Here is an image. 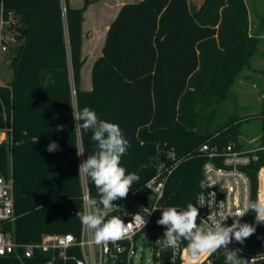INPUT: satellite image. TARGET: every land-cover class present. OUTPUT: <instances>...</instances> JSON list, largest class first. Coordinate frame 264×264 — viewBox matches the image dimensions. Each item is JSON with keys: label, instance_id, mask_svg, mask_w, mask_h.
I'll return each instance as SVG.
<instances>
[{"label": "trees", "instance_id": "trees-1", "mask_svg": "<svg viewBox=\"0 0 264 264\" xmlns=\"http://www.w3.org/2000/svg\"><path fill=\"white\" fill-rule=\"evenodd\" d=\"M1 1L14 11L19 40L9 53L13 79L0 85V126L12 122L15 140L0 145V174H12L15 182L17 218L8 229L16 240L77 234L82 227L76 215L83 200L70 67L77 108L88 107L100 119L118 124L128 139L121 164L139 176L133 186L152 177L162 154L173 148L179 163L166 182L161 210L182 209L189 202L195 206L205 161L201 144L241 142L240 118L230 115L220 122L219 117L232 77L257 46L248 32L245 0H204L194 10L190 0L124 3L93 63L90 90L80 88L79 78L82 23L91 0L80 7L65 0V14L61 0ZM259 115L264 134V98ZM58 125L64 130L58 132ZM52 141L60 149L49 153ZM80 143L84 159L97 150L90 131L81 132ZM257 168L251 171L253 201ZM160 215L157 210L147 226L153 237H164V226L157 224ZM240 220L253 224L256 232L235 249L241 257L264 254V224L255 223L251 210ZM0 264L27 263L3 256ZM216 264H226L224 254Z\"/></svg>", "mask_w": 264, "mask_h": 264}, {"label": "built area", "instance_id": "built-area-1", "mask_svg": "<svg viewBox=\"0 0 264 264\" xmlns=\"http://www.w3.org/2000/svg\"><path fill=\"white\" fill-rule=\"evenodd\" d=\"M61 4L65 14V0H61ZM18 43L14 11L6 10L1 1L0 63L5 59L11 65V60L8 59L9 53ZM70 81L73 105L76 110V85L72 67H70ZM14 142L12 122L0 126V145L3 143L12 145ZM79 149L82 150L80 138ZM199 151L205 157L202 165L203 176L195 203L199 209L197 219L199 225H210L214 220H223L225 217L229 218L224 221V224H232L235 218L230 216L244 210L246 199L253 200L251 178L253 167H258L256 199L264 200V134L250 139L247 144L231 141L220 146L206 141L201 144ZM79 158L81 163L84 160L83 154ZM178 163L179 159L175 150L173 148L165 150L161 160L156 164V173L140 187L132 185L126 198L113 202L116 207L111 215L121 217L128 226L129 235L105 245L91 244V233L83 225L77 234L53 233L44 234L38 241L16 240L8 229L17 218L15 182L12 174H0V257L15 256L27 264L37 262L40 264H143L147 242L150 250V264H216V260L224 254L223 249L211 255H201L199 260H193L186 251V242H181L176 248H166L163 245L164 237H153L147 230L156 212L153 209L162 207L160 200L163 197L166 182ZM81 186L82 200L89 194L97 198L98 194L93 196L88 180L83 177H81ZM138 213L146 217L145 227L133 219ZM228 248L230 250L237 248V242L233 240ZM242 258H245L248 264H264V254L245 255Z\"/></svg>", "mask_w": 264, "mask_h": 264}, {"label": "clouds", "instance_id": "clouds-1", "mask_svg": "<svg viewBox=\"0 0 264 264\" xmlns=\"http://www.w3.org/2000/svg\"><path fill=\"white\" fill-rule=\"evenodd\" d=\"M72 113L77 139L79 140L82 131H90L91 140L97 145L95 153L80 163L78 171L79 176L94 183L98 196L93 198L90 194L85 195L83 210L76 215L79 216L81 224L90 231L91 244L114 243L128 236L129 230L120 216L111 215L116 207L113 202L126 198L132 185L139 180L136 173H128L121 164L122 157L130 146L129 141L118 124L100 119L88 107L72 109ZM64 127L58 125L56 130L63 131ZM59 149L58 143L52 141L46 150L54 153ZM76 149L78 156L83 154L81 149ZM157 210L161 213L157 224L165 228L164 247L176 248L181 242H186V251L193 260L223 249L226 264H241V250H230L228 245L233 240L243 245L256 232V227L241 223L240 218L251 210L255 214V223L264 224V200L259 198L255 201L246 199L244 210L230 216L235 218L231 225L224 224L229 217L214 220L210 225H199V209L191 202L182 209L174 206L162 210L153 209ZM133 219L144 227L147 224L146 217L139 213Z\"/></svg>", "mask_w": 264, "mask_h": 264}, {"label": "rangeland", "instance_id": "rangeland-1", "mask_svg": "<svg viewBox=\"0 0 264 264\" xmlns=\"http://www.w3.org/2000/svg\"><path fill=\"white\" fill-rule=\"evenodd\" d=\"M131 0H118L127 2ZM204 0H190L192 9H199ZM248 11V32L254 40L259 43L264 41V0H245ZM11 60V57L8 58ZM262 68L263 70L259 69ZM13 79V68L5 59L0 63V83L8 84ZM228 99L222 106L219 121L226 120L230 115L240 118L239 140L248 143L250 139L259 137L262 133V119L260 103L264 98V62L252 60L244 64L232 77L227 87ZM150 250L145 243V257L143 264H150ZM241 264H248L245 258Z\"/></svg>", "mask_w": 264, "mask_h": 264}, {"label": "crops", "instance_id": "crops-1", "mask_svg": "<svg viewBox=\"0 0 264 264\" xmlns=\"http://www.w3.org/2000/svg\"><path fill=\"white\" fill-rule=\"evenodd\" d=\"M138 1L131 0L127 2ZM72 7L83 6L85 0H69ZM126 2L118 0H91L84 11L82 23V47L81 54L83 65L80 70L79 86L83 90H90L91 72L95 59L102 53L110 23L117 16L121 6ZM252 60L264 62V41L257 43L256 50L252 54ZM263 70L262 68H259Z\"/></svg>", "mask_w": 264, "mask_h": 264}, {"label": "water", "instance_id": "water-1", "mask_svg": "<svg viewBox=\"0 0 264 264\" xmlns=\"http://www.w3.org/2000/svg\"><path fill=\"white\" fill-rule=\"evenodd\" d=\"M163 159H164V158H163ZM93 187L96 188V186L94 185V183H93Z\"/></svg>", "mask_w": 264, "mask_h": 264}]
</instances>
